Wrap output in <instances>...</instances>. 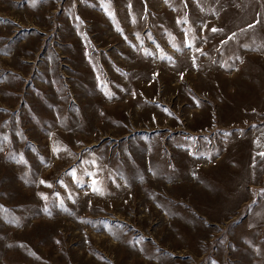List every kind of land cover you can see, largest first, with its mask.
Masks as SVG:
<instances>
[{
    "label": "rangeland",
    "instance_id": "rangeland-1",
    "mask_svg": "<svg viewBox=\"0 0 264 264\" xmlns=\"http://www.w3.org/2000/svg\"><path fill=\"white\" fill-rule=\"evenodd\" d=\"M104 3L0 0V264H264V0Z\"/></svg>",
    "mask_w": 264,
    "mask_h": 264
},
{
    "label": "snow or ice",
    "instance_id": "snow-or-ice-1",
    "mask_svg": "<svg viewBox=\"0 0 264 264\" xmlns=\"http://www.w3.org/2000/svg\"><path fill=\"white\" fill-rule=\"evenodd\" d=\"M101 7L104 9L105 13L109 16L110 19H114L113 14L109 11V5L104 3V0H101ZM77 20H79V17H77ZM0 22H2V21H0ZM249 27H251V25ZM117 30H119V29H117ZM212 31L215 32V31H217V29H212ZM137 38L139 39V35L138 34H137ZM149 39H151L150 36H149ZM191 46L192 45H189V47H191ZM141 50L144 52L145 55H149V56L152 55L150 50H147V49L143 48L142 43H141ZM106 94L108 95L109 98H111V96L113 95L111 92H107ZM169 115H171V113H169ZM225 135H230V134L226 133ZM0 150H2V149H0ZM53 151L55 153V152H58L59 149L54 148ZM259 155L264 156V152L259 153ZM73 175H74V173H73ZM40 183L44 184L45 182L44 181H40ZM93 183L95 184V181H93ZM49 187H51V185H49ZM93 191H97V189L93 188ZM99 194L103 195V192H100ZM44 198L46 199V197H44Z\"/></svg>",
    "mask_w": 264,
    "mask_h": 264
}]
</instances>
